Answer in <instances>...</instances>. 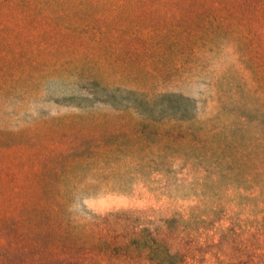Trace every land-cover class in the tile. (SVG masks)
<instances>
[{"label":"rangeland","instance_id":"374dc122","mask_svg":"<svg viewBox=\"0 0 264 264\" xmlns=\"http://www.w3.org/2000/svg\"><path fill=\"white\" fill-rule=\"evenodd\" d=\"M0 264H264V0H0Z\"/></svg>","mask_w":264,"mask_h":264}]
</instances>
